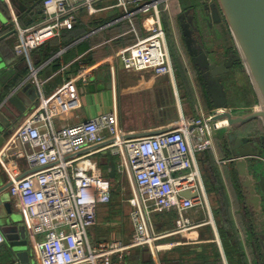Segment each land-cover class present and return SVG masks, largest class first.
I'll return each mask as SVG.
<instances>
[{
    "label": "built area",
    "instance_id": "built-area-1",
    "mask_svg": "<svg viewBox=\"0 0 264 264\" xmlns=\"http://www.w3.org/2000/svg\"><path fill=\"white\" fill-rule=\"evenodd\" d=\"M98 1L43 0L42 19L30 27H18L15 54L31 60L34 49L72 29L81 10L92 15L121 8L120 18L132 24L134 15L151 12L152 23L143 24L145 34L117 50V60L109 66L112 81L118 63L128 71L150 70L173 78L163 16L164 11L170 13V0H117L102 7ZM170 20L174 33L172 15ZM132 31L137 32L134 26ZM81 57L74 60L79 63L77 73L51 94L44 95L37 84L38 101L0 149V166L11 182L8 193L23 213L30 234L41 236L34 241L39 264H132L130 256L136 247L146 248L157 259L165 244L161 240L205 223L214 225L198 153L214 147V132L222 123L204 112L159 133L127 136L115 103L111 111L56 127L58 115L80 106L78 82H89L91 66ZM30 68L35 76L38 70L31 62ZM103 152L119 158L120 174L127 183L132 225L128 240L97 235L92 242L89 235L97 223L98 207L110 203L120 186V180L105 174L110 168L105 170L98 163L96 156ZM11 155L23 165L20 161L10 167L7 159ZM256 159L264 163V155ZM185 191L192 197L182 195ZM202 209L207 220L194 222L190 212ZM172 211L177 213L174 226L157 231L154 215ZM5 241L0 227V245Z\"/></svg>",
    "mask_w": 264,
    "mask_h": 264
},
{
    "label": "crops",
    "instance_id": "crops-1",
    "mask_svg": "<svg viewBox=\"0 0 264 264\" xmlns=\"http://www.w3.org/2000/svg\"><path fill=\"white\" fill-rule=\"evenodd\" d=\"M185 1L189 0H170V13L163 12L170 52L172 46L177 52L179 61L177 63L174 61L171 52L175 73L173 78L168 75L155 74L150 70L128 71L118 63L114 81H112L109 66L117 60V50L134 42L138 35L143 36L145 34L143 24L145 22L152 23L153 17L151 14H146L144 17L142 14H136L131 18L133 26L135 28L137 26L141 30L136 28L137 32H135L132 31V28H128L109 36L107 33L121 28L124 21L131 22L128 18H120L124 14L121 9L110 8L92 15L81 10L79 17L82 19L87 17V20L84 19L86 22H89L90 19V22H100L99 26L91 28L86 33L89 35L84 39L89 38L90 47L81 54V56L87 55L91 58L89 63L91 75L88 83L78 82L77 84L80 106L58 115L54 120V125L62 127L86 121L96 114L111 111L116 103L124 132L127 136L137 137L148 133L162 132L178 124L181 119L189 121L200 113L210 112L213 107L207 92L204 93L202 90L205 85H202L197 75L189 69L176 46L171 29L170 15L174 20V16ZM115 2L116 0H99L98 5L108 6ZM42 3L43 0L0 1L2 13L4 5L8 12L7 15L4 14L5 12L3 13L7 19L5 23H0V36H3V40L0 42V55L6 63L7 70L11 71L9 73L11 80L15 84H21L19 89H24L28 83L31 84V87L36 86L37 88L39 83L42 93L49 95L63 80L77 73L79 66L75 65L74 60L80 55L54 69V65L57 63L53 60L76 43L64 46L54 56L39 63L40 54L38 52L31 55V60L15 54L14 45L19 36L18 27L27 28L38 23L42 19ZM205 44L211 52L212 61L219 62L221 58L225 56L227 58L230 55L223 52L221 55H215V50L208 46L206 41ZM73 52L75 55L77 54L76 51ZM29 61L38 70L35 76L31 72ZM239 63L234 62L233 67L230 68L231 71L224 77L225 81L228 78L232 79L231 81L235 80ZM113 87H115V92ZM249 89L246 88L245 91H250L251 98L250 93L244 92L245 102L243 96L238 98L234 93L235 97L232 98L230 88L227 86L229 108L234 115L245 116L257 109L259 104L257 93L251 86ZM241 94L243 93L241 92ZM27 95L30 94L26 92ZM30 110L18 113L17 120L11 125L12 130ZM231 130L237 132L239 137L249 140L254 145L253 149L260 150L264 154V121L260 118H254L233 126V128L225 127L214 132V147L198 156V164L208 191L214 225L211 222L205 223L185 234L172 235L161 240V243H165L163 244L165 257L162 259L164 264H263L260 252L264 250V226L262 225L264 218V163L249 160L246 165H242L243 159H240L237 154L238 150L231 148L232 141L228 138V133ZM106 158L107 165L104 166L109 169L111 164L108 154ZM7 161H9L10 167L11 164L20 165V161L23 165V161L17 160L13 155ZM99 164L103 166V164ZM5 171L0 166V174ZM106 172L109 175V172ZM116 174L121 175L118 167H116ZM233 187L236 206L243 212L241 215H245L244 227L241 219L235 218L234 222L232 218L233 206L230 201L233 197L230 194L228 196V193L230 189L233 190ZM115 193L117 192L115 191ZM6 195L11 202L12 214L7 218L0 219V227L5 230H8L10 226L20 228L21 230L15 231V234L18 235L16 242L27 241V244L25 246L21 244L13 253L9 242L5 241L0 245V264H39L34 241L40 239L41 236L30 234L25 217L9 195L8 190ZM120 197L115 196L110 203L101 206L99 210L107 212L110 207L114 206V202L118 201L121 204ZM202 211L204 210L190 212L189 216L194 222L207 220L201 218ZM112 212L111 216L107 217L108 221L105 223L107 226H104L102 231L105 232L106 237L108 236L107 238L128 240L132 234L129 214L122 216L114 210ZM221 213L228 215L232 223H222L218 219V214ZM173 216L175 217L173 218ZM176 217L177 213L173 211L156 213L154 215L155 229L163 231L172 228ZM235 246H237L236 249L240 248L239 252H235ZM21 253H23V257L19 256ZM155 260L157 261L146 248L142 247L134 248L130 256L132 264L155 263Z\"/></svg>",
    "mask_w": 264,
    "mask_h": 264
},
{
    "label": "water",
    "instance_id": "water-1",
    "mask_svg": "<svg viewBox=\"0 0 264 264\" xmlns=\"http://www.w3.org/2000/svg\"><path fill=\"white\" fill-rule=\"evenodd\" d=\"M0 1L2 2L3 0ZM217 1L218 7L214 9L213 15L216 20H223L228 23L238 44V51H232L222 63L210 60L206 50L198 51L195 49L190 51L191 54H198L194 57L195 63L203 70L202 78L206 85L207 94L211 99L212 107L217 109L214 114H211L210 119L222 123L219 129L225 127L233 128V126L248 122L254 118H260L264 121V0ZM12 2H18V0H12ZM3 11L7 15L8 12L5 5L3 6ZM3 13L0 9V23L2 24L7 20ZM88 35H84L74 43L83 40ZM2 37L0 36V42L3 40ZM188 44L190 45V43ZM234 62L243 63L255 85L259 99L257 109L245 116L234 115L231 112L224 85V77L230 71ZM10 72L7 70L6 63L0 55V149L12 132L11 125L17 120L18 113H24L27 109H32L38 101L39 95L36 86L31 87L30 83L26 85L27 88L19 89L21 84H15L11 80L9 77ZM26 92L30 95L26 96ZM155 133L159 132L144 135ZM228 138L232 141L231 148L238 150L237 154L240 159H243L242 165H246L249 160L259 162L256 157L264 155L260 150L253 149L254 145L246 138L239 137L235 131L231 130L228 133ZM108 156L111 164L109 176L114 178L116 176V163L111 154H108ZM10 185L11 182L8 180V175L5 171L0 174V219L7 218L12 214L11 202L6 195ZM182 195L192 197L189 191L183 192ZM262 225L264 226V218ZM17 229L20 228L10 226L8 230L2 229L13 253L21 244L23 246L27 244V241L16 242L18 235L15 234V231ZM23 253L19 254V256L23 257ZM260 258L264 261V250L260 252Z\"/></svg>",
    "mask_w": 264,
    "mask_h": 264
},
{
    "label": "rangeland",
    "instance_id": "rangeland-1",
    "mask_svg": "<svg viewBox=\"0 0 264 264\" xmlns=\"http://www.w3.org/2000/svg\"><path fill=\"white\" fill-rule=\"evenodd\" d=\"M205 1L208 3H212L214 6H215V3H216V5L218 4L217 0H205ZM190 2H192V1H190ZM133 6L134 5H130V8H133ZM198 7L200 8L201 5L199 4ZM117 9H121V8H117ZM83 12H86V11L83 10ZM122 12H123V10H122ZM149 14H151V12H149ZM198 14L200 15V10H199ZM201 15L203 16L202 13H201ZM142 17H144V15ZM86 18L87 17H84V19H86ZM122 24H123V26L121 28H119L118 30L111 31L110 33H107V35L109 34V36H111L114 33H117V31L121 32L123 30H127L128 28L133 27V24L129 21H124ZM136 28L141 30L137 26H136ZM211 30L210 31L208 30L206 32V42H207L208 46H210L212 49L215 50V55H221L222 52L227 53L228 50H233L234 52L238 51V44H237V42H236V40H235V38L231 32V29H230V27L226 21L217 23L216 25H214V27ZM231 80L232 79L228 78L225 81V79H224V85H225L226 90H227V86H228V88H230V93H231L232 98H234L235 95L238 98L243 96L244 101L246 102V97L244 95V92L250 93L249 86H251V88L256 91L255 85L253 84L251 77H250L249 73L247 72V70H246V68L242 62L239 63V68L236 70L235 80L234 81H231ZM246 88H248L249 90L245 91ZM204 89H205V91H204ZM204 89L202 88L203 92L204 93L207 92L206 91V85L204 86ZM241 92L243 94H241ZM250 98H251V93H250ZM216 110L217 109L212 108L211 111L208 113L214 114V112ZM106 155H107V153L103 152V153H100L96 156L97 161L99 163L103 164V166L107 165ZM199 155L200 154L198 153V156ZM115 163H116V167H118V169H119L120 168V161H119L118 157H115ZM104 168L106 170L105 166H104ZM105 174L107 175V172H105ZM119 180H120L119 181L120 186H118L116 192H119V194L121 196L120 197L121 198V204H119L118 201L114 202V206L110 207L107 212L106 211L102 212L101 210H99L101 208V206H104V205H101L98 207L97 223L89 229V235H90L92 242L95 239V236H97V235H101L100 236L101 238H107L108 237V236L107 237L105 236V232H103L102 230H103L104 226L105 227L107 226L105 223L108 221L107 217L111 216V214L113 213L112 210H114L118 214L120 213L122 216L123 215L128 216V214H129L130 205H129L128 198H127V191H128L127 183L124 180L122 174L120 175ZM234 193H235V191H234V187H233V190L230 189L229 193H228V196L230 194V196L233 197V199L231 198L232 201H230V203L233 206L232 210H231V213L233 215L232 218H233L234 222H235V218L241 219L242 226L244 227L245 226V215H241V214H243V212H241V209L236 206V203H235L236 198H235ZM227 217H229V216L226 214H218V219L221 220L222 223L225 222V219ZM165 218L168 219V217H165ZM201 218H204V219L208 218V214H207L206 210L202 211ZM227 222H228V219H227ZM127 223H129L128 220H127ZM164 249L165 248H162V250L159 252V256L157 258V261L155 260V263L148 262V264H164L162 261V259L165 257Z\"/></svg>",
    "mask_w": 264,
    "mask_h": 264
},
{
    "label": "flooded vegetation",
    "instance_id": "flooded-vegetation-1",
    "mask_svg": "<svg viewBox=\"0 0 264 264\" xmlns=\"http://www.w3.org/2000/svg\"><path fill=\"white\" fill-rule=\"evenodd\" d=\"M192 1V2H190ZM199 4L201 7L199 8ZM199 8V9H198ZM214 9H217L212 3H208L205 0H189L182 3L177 14L174 16V39L177 48L183 55L185 62L187 63L189 69L197 75L201 84H204L202 74L203 70L195 63V54H191V50L197 49L198 51L206 50L208 51V56L212 60L211 52L209 48L206 47V32L211 30L214 25L223 20H216L214 17ZM200 10L203 16L199 15ZM216 11V10H215ZM203 17V18H202ZM205 25V26H204ZM204 26V27H203ZM212 31V30H211ZM190 43V45L188 44ZM231 53L228 50L227 54ZM228 58V57H227ZM226 56L221 58L217 63H222L227 59ZM233 67V66H232ZM231 71V69H230ZM205 85V84H204ZM264 264V261H263Z\"/></svg>",
    "mask_w": 264,
    "mask_h": 264
},
{
    "label": "trees",
    "instance_id": "trees-1",
    "mask_svg": "<svg viewBox=\"0 0 264 264\" xmlns=\"http://www.w3.org/2000/svg\"><path fill=\"white\" fill-rule=\"evenodd\" d=\"M99 23L100 22L96 23V21L86 22L81 17H78V20L72 29L63 30L59 37H55V38L48 40L47 42H45L44 44H42L38 48L34 49L31 52V55L34 54L35 52L36 53L38 52L40 54V59L38 60V63L41 61H46L49 58H51L52 56H54L57 52H59L64 46L70 45L73 42H75L76 40H78L79 38L83 37L87 32H89L91 30V28L99 26L100 25ZM89 47H90L89 38L84 39V40L76 43L69 50H67L64 54L60 55L59 57H56L53 60V62L57 63L56 65H54V69L58 68L60 66V64L66 63L69 60L73 59L74 57L83 54L85 51L88 50ZM73 51H76L77 54L75 55V53ZM171 52H172V56L174 58V61L176 63L179 62L178 58H177V52L172 46H171ZM81 60L86 64H89L91 62L90 56H87V55H82ZM75 65L79 66V63L76 62ZM75 71H76V69H75ZM119 178H120V175L116 174L115 179L119 180ZM117 195L120 196L119 192L115 193L113 195L112 199H114V197ZM221 214H224V213H221ZM174 217L175 216H173V218ZM227 219H228V222H227ZM223 223L224 224H231L232 220L229 217H227L225 219V222H223ZM236 247L237 246H235V248H234L235 252H239L240 248L236 249Z\"/></svg>",
    "mask_w": 264,
    "mask_h": 264
}]
</instances>
